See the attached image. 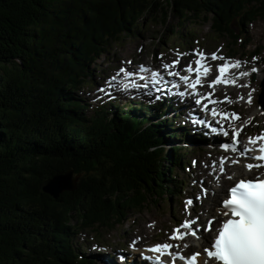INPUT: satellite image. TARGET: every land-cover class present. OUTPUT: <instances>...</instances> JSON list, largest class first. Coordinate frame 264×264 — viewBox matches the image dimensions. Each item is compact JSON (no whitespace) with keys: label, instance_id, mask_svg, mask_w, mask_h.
Listing matches in <instances>:
<instances>
[{"label":"trees","instance_id":"1","mask_svg":"<svg viewBox=\"0 0 264 264\" xmlns=\"http://www.w3.org/2000/svg\"><path fill=\"white\" fill-rule=\"evenodd\" d=\"M151 15L203 17L245 49L235 21L264 20V0H0V264H95L72 244L77 228L114 227L181 194L178 170L189 174L192 153L170 144L181 136L162 110L130 104L88 116L77 94L91 84L90 65ZM70 170L74 192L43 193Z\"/></svg>","mask_w":264,"mask_h":264},{"label":"rangeland","instance_id":"2","mask_svg":"<svg viewBox=\"0 0 264 264\" xmlns=\"http://www.w3.org/2000/svg\"><path fill=\"white\" fill-rule=\"evenodd\" d=\"M179 21L174 16H171L168 20H165L164 16L161 17L160 15L146 16L144 19H139L140 24L136 27L134 35L121 36L119 41L109 45L105 53L101 54L90 65L91 84H85L77 92L81 96V99L89 106L85 113L88 116H93V113L96 110H100L104 105L108 110L114 112L113 110L116 107L107 105L113 102H115L113 106H118L122 109H126L130 105L127 103L125 106H119V104L128 100V96L124 94H120L117 101H114V98L106 99V97H102L104 101H101L102 93L96 88L98 84H103L105 79L126 60L157 63L165 57L170 61L179 57L180 55L178 54L180 52H186L190 55L191 48H196L200 44L201 47L208 51H214L221 47L222 52L228 53L231 57L244 59L242 66L236 69H242L241 72H248V75L237 79L239 77V74H237L232 78L237 79L235 85L220 87V89H224L223 93H231L234 97V100L228 102L225 106L229 110L235 109L242 114L243 118L238 127L241 129V127L250 126L248 129L249 133L261 130L264 127V106L260 103L259 99L261 95V83L264 80V20L257 19L245 29H242L237 20L235 21L234 29L236 32L241 36L242 33H245L242 36L244 39L243 43L247 44L245 49L243 46L241 48L238 47L241 42L239 39L238 43L233 45L235 41H232V38L214 35L212 32V22L207 23L203 17L194 19L191 22H183L182 24ZM232 47L234 51H231ZM255 50L258 53L257 57H255L256 59H253L250 57V54ZM252 68H256L257 71L252 72ZM238 85L247 86L241 87ZM249 93H251L250 104L246 102ZM241 96L244 97L243 100L238 99ZM124 97H127V99H124ZM177 124L179 123L175 122L173 126L176 127ZM178 143L179 141H173L170 144L177 146ZM181 146L184 150H190L192 153V156L186 155L185 160L187 159L188 162L185 163L189 164L192 158L195 161V165L191 164L189 167V169L193 167L190 170L192 173L184 174L181 169L178 170L177 179L184 180L186 190L174 197L165 195L162 200H152L144 209L130 211L122 224H117L114 227H97L85 230L77 228L74 231V235H72L71 241L80 254L89 258L90 261H95V264H102L100 263L102 260L98 258L105 255L106 251L102 249L100 251V248L109 247V251H117L118 254L126 253L124 250H128V244L138 237V239H141L140 244H138L141 248L152 246L156 243H166L169 241L167 237L168 232H172V228L179 224V215L184 219L187 216L191 219L194 218L187 213L185 206L186 204L187 206L189 205V200L187 199L190 196H194L195 202H198L195 204L196 212L204 219L207 216L211 217L209 213H203L206 208L211 206L212 202L210 198L205 200V204H202L200 203L202 200L199 201L198 196L203 192V190L201 191V185L207 184L211 187L208 173L213 168L214 155L208 153L210 149L208 146L204 148L203 146L196 145V143L190 144L187 142L181 143ZM166 148L169 149L170 146H166ZM223 156L224 154L217 158L222 160ZM218 170L219 166H216L215 172H218ZM235 181L236 179L233 182L224 184V190L220 193L222 194L221 199L226 197V189L234 184ZM213 190L211 189L210 196L214 193ZM221 199L218 200L219 203ZM72 222L71 225H78L76 221ZM143 228H145V231H143ZM194 250H196L195 247L190 251ZM135 255H138V253ZM107 259L113 261L115 264H120L113 257H103V260ZM136 259L138 260L139 258L136 257Z\"/></svg>","mask_w":264,"mask_h":264},{"label":"snow or ice","instance_id":"3","mask_svg":"<svg viewBox=\"0 0 264 264\" xmlns=\"http://www.w3.org/2000/svg\"><path fill=\"white\" fill-rule=\"evenodd\" d=\"M217 51H219V49ZM193 52L200 57L195 61L196 67L193 68L192 62L190 61L183 69H181V71L189 74L194 73V79H192L191 75H180L178 72L174 73L172 71H168L167 74L169 76H179V80L182 81L187 88L192 90L193 97H199L195 98V104L202 105L205 95L197 92L196 88L198 85L202 84L201 71L203 70V75L207 76L210 69L203 63L204 53L200 50H193ZM211 59H219L225 62L218 66L220 75H217L215 79L209 83L210 88L213 87V85L218 84L235 85L237 83V79L248 75V72H240L237 79H228L226 77L229 75V70L231 68H240L243 62L240 60H235L234 62L230 63L226 58L222 56L218 57L216 53L211 54ZM253 59L256 58L253 57ZM177 63H179L178 60L173 61L171 65L164 64L163 67L167 70L174 67ZM141 70L146 71L147 69H144L143 66H141ZM120 71L124 72L125 69L121 68ZM251 71L256 72L257 69L252 68ZM127 74L131 75V72ZM151 74L153 77L160 75L158 72H152ZM238 86L246 87L247 85ZM180 95L183 96L185 93L181 92ZM207 95L211 96L212 93H208ZM225 99H227V97H225ZM238 99L243 100L244 97L241 96ZM211 102L217 103V101ZM246 102L249 104L251 103V93L248 94V99ZM203 108L205 111H208L207 104H203ZM211 112L213 117H216L217 115H228L226 112L218 113L215 108L211 109ZM232 115L236 119H239L235 113ZM213 131H216V129H213ZM221 133L225 137L228 135V133L224 131L223 128H221ZM233 141H235V135ZM258 141H264V133L259 134L255 138H249L248 144L257 145ZM222 146L225 149H228L231 145L226 143ZM232 150L237 151L235 147H233ZM253 151H256L258 155H253L251 158L253 160L259 161V163H249L245 165L249 171H251L253 168L264 167V143H260L255 149L248 147L247 145L241 149L242 155H248ZM237 162L238 161H233V163ZM189 203L191 202L189 201ZM219 210L222 211L223 215L227 218L223 220L222 224L217 226V234H215L214 237H205V239L209 240V248L212 249H204L207 257L214 262H218V264H264V178H261L259 175H257L249 180H239L235 186L230 188V198L222 201V208ZM182 227L188 229L192 227V225L188 222H184ZM205 230H211V221H209V224ZM176 231L179 232V229ZM192 234L195 235V232ZM183 238L184 234L170 237V239L174 240ZM171 248H173L172 244L163 243L155 245L154 247L148 249V251L157 252L163 255L165 254L164 250ZM167 254L171 257L173 264H175L176 260L184 261L185 264H197V258L200 255L199 253H194L190 258H186L179 252H169ZM156 259L157 264H162L159 256H157ZM202 264H207V261L202 262Z\"/></svg>","mask_w":264,"mask_h":264},{"label":"bare ground","instance_id":"4","mask_svg":"<svg viewBox=\"0 0 264 264\" xmlns=\"http://www.w3.org/2000/svg\"><path fill=\"white\" fill-rule=\"evenodd\" d=\"M171 79H172L173 83L176 82L173 78H171ZM154 101L157 102L158 99L154 100ZM156 107H157V109L162 110L158 104L156 105ZM164 115L166 117L167 114L165 113ZM184 140L188 141L189 138L188 137H184ZM204 152H208V151H204ZM208 153L211 154V155H214L213 164H212L213 168L208 173V178H209L210 183H212V185H216V188L214 190H213V188H211L214 191V193L210 196V201L212 203H211V206L209 208H206V210H204L203 213L204 214L209 213L211 215L210 218H213V217L216 218L215 223H214V227L216 228L219 225L221 220L223 222V220L227 218V217H225L223 215L222 211L219 210V209L222 208V203L218 202V200L222 198V194H220V193L224 190V187H225L224 184L232 182L234 179H236V181L237 180H241V179H244V180L252 179L254 176L251 174V172H249L247 170L246 167H244L242 165L239 166L236 163H235V165H230V162H233V160L232 161L229 160L228 163L226 164V175L225 176H219V175L216 174L215 169H216V166L217 167L219 166L220 169H222V166H223V162L222 161L220 162V160L217 158L218 156L220 157V155H219L220 153L218 152V150L217 151H214V150L213 151H209ZM212 165H210V166H212ZM214 208H217V209H214ZM202 220H204V218ZM143 231H145V228H143ZM210 236H211V234H205V233L201 234L199 236V238H198L199 243L200 244L201 243H208L209 240L205 239V237H210ZM178 241L182 242L183 239H178ZM169 243L172 244V242H169ZM148 247L145 248L146 251H147ZM152 247H154V246H152ZM197 248L199 249V251H202L201 245H197ZM189 249L190 248H188L187 250H189ZM144 252H145V250H144ZM173 252L174 253L180 252V250L174 249ZM136 253H138V252L135 251L133 254L135 255ZM138 255H139V253H138ZM134 259H136V258H134ZM203 259L204 258H201V263H202ZM93 262H95V261H93ZM100 263H102V264H115L113 261L108 260V259L107 260H102V262H100ZM137 263L138 262L136 261V264Z\"/></svg>","mask_w":264,"mask_h":264},{"label":"water","instance_id":"5","mask_svg":"<svg viewBox=\"0 0 264 264\" xmlns=\"http://www.w3.org/2000/svg\"><path fill=\"white\" fill-rule=\"evenodd\" d=\"M262 93L260 103L264 106V80L261 84ZM78 177H74V171L70 170L64 174H55L42 186V191L52 199L57 200L64 192H74L77 189Z\"/></svg>","mask_w":264,"mask_h":264}]
</instances>
